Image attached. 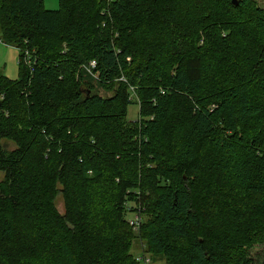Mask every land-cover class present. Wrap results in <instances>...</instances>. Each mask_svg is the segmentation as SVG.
Segmentation results:
<instances>
[{"label": "trees", "instance_id": "1", "mask_svg": "<svg viewBox=\"0 0 264 264\" xmlns=\"http://www.w3.org/2000/svg\"><path fill=\"white\" fill-rule=\"evenodd\" d=\"M236 1L0 0L19 52V77L0 75V264H140L127 196L162 264H254L264 9Z\"/></svg>", "mask_w": 264, "mask_h": 264}, {"label": "rangeland", "instance_id": "2", "mask_svg": "<svg viewBox=\"0 0 264 264\" xmlns=\"http://www.w3.org/2000/svg\"><path fill=\"white\" fill-rule=\"evenodd\" d=\"M257 3L259 4L261 8L264 9V0H257ZM59 6H60L59 0H43L44 8L53 10V9H58ZM18 55H19V52L16 48L9 46L8 43H6L5 41L4 42L2 40L0 41V75L8 79H17L19 77ZM116 86L117 85H114L113 87L97 86L96 92L104 97L109 96V95L111 96L115 94L114 87ZM130 95H132V92H130ZM126 117L128 120H136L138 118V103L127 104ZM6 146L7 148L11 149L14 147V143L9 141L6 143ZM161 181L162 183H167L166 187L170 185L169 181H164V180H161ZM126 198L128 199L126 203V206H127L126 220L128 221V219H133L136 215H138L140 222L143 225L149 223L153 215L149 212V208H148L149 205L147 204V202H145L146 207L144 205H141V208H140L139 207L140 205H137L135 203L136 200H132L130 196H127ZM55 205L58 211L60 213H63L64 208H63L62 198L60 194L56 197ZM134 208L136 209L139 208V209L135 211ZM129 230L135 235V238L133 239V241H131L130 253L134 255L136 260L138 261V259H140L139 260L140 264L141 263L142 264H162L163 259L161 258V256L154 255L152 253H147V254L144 253L146 248L144 245L145 241L143 238H141L143 236V233L139 229H129ZM250 256L253 258L254 264H264V244L260 243L259 245H257L252 250ZM145 257H148L146 263H144ZM50 264H55L54 259H50Z\"/></svg>", "mask_w": 264, "mask_h": 264}, {"label": "built area", "instance_id": "3", "mask_svg": "<svg viewBox=\"0 0 264 264\" xmlns=\"http://www.w3.org/2000/svg\"><path fill=\"white\" fill-rule=\"evenodd\" d=\"M86 65H87V64H86ZM89 66H90V67H94V66H95V61H94V60H91V61L89 62ZM87 71H88L89 74H91V75L94 76V74L92 73V71H91L88 67H87ZM130 90L133 91V87H131ZM128 223H129L130 226H132L133 229H138L139 226H140V219H139V216L136 215L133 219H128ZM147 259H148V257H145V261H144V263L147 262ZM139 260H140V259H138V261H139ZM141 264H142V263H141Z\"/></svg>", "mask_w": 264, "mask_h": 264}, {"label": "water", "instance_id": "4", "mask_svg": "<svg viewBox=\"0 0 264 264\" xmlns=\"http://www.w3.org/2000/svg\"><path fill=\"white\" fill-rule=\"evenodd\" d=\"M232 3L233 4H237V1L236 0H232ZM0 108H1V100H0Z\"/></svg>", "mask_w": 264, "mask_h": 264}, {"label": "bare ground", "instance_id": "5", "mask_svg": "<svg viewBox=\"0 0 264 264\" xmlns=\"http://www.w3.org/2000/svg\"><path fill=\"white\" fill-rule=\"evenodd\" d=\"M84 69H86V66L84 67Z\"/></svg>", "mask_w": 264, "mask_h": 264}]
</instances>
